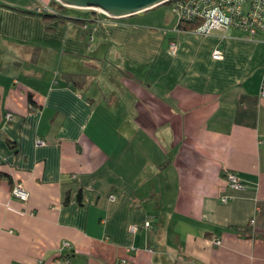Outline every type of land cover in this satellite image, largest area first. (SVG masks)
<instances>
[{"label": "crops", "instance_id": "1", "mask_svg": "<svg viewBox=\"0 0 264 264\" xmlns=\"http://www.w3.org/2000/svg\"><path fill=\"white\" fill-rule=\"evenodd\" d=\"M51 1L0 0V264H264L263 36Z\"/></svg>", "mask_w": 264, "mask_h": 264}, {"label": "built area", "instance_id": "2", "mask_svg": "<svg viewBox=\"0 0 264 264\" xmlns=\"http://www.w3.org/2000/svg\"><path fill=\"white\" fill-rule=\"evenodd\" d=\"M170 3L175 5L174 8L179 21L194 22L196 26L193 31L200 34H209L216 27L235 26L245 29L253 37L262 35L264 40V0H170ZM37 10L39 12H56L55 8L48 4L39 7ZM170 50L172 53L177 51L176 42H171ZM223 56L224 51L220 46L214 48L212 52L214 59L219 60ZM6 117L11 119L13 114L7 112ZM37 142L39 144L45 143L42 139H38ZM225 176L231 188H244V183L234 172L226 170ZM11 193L22 202H27L29 199V192L22 183H13ZM109 198L115 200L116 195L110 194ZM221 200L226 202L228 197L223 196ZM145 225L149 226L150 223L147 221ZM129 229L131 232H136L137 226L131 225ZM215 243H220V240H215ZM70 246L69 241H64L62 244L63 248H69ZM253 264L260 263L254 262Z\"/></svg>", "mask_w": 264, "mask_h": 264}, {"label": "water", "instance_id": "3", "mask_svg": "<svg viewBox=\"0 0 264 264\" xmlns=\"http://www.w3.org/2000/svg\"><path fill=\"white\" fill-rule=\"evenodd\" d=\"M63 6L92 9L109 18H121L148 11L170 0H56Z\"/></svg>", "mask_w": 264, "mask_h": 264}, {"label": "rangeland", "instance_id": "4", "mask_svg": "<svg viewBox=\"0 0 264 264\" xmlns=\"http://www.w3.org/2000/svg\"><path fill=\"white\" fill-rule=\"evenodd\" d=\"M174 6L175 5H173L172 3L161 4L145 13L147 15L146 17H143L144 15H140V17L135 18H137L136 20H143L144 23L171 28L173 25H177L179 22L178 15L175 12ZM61 11L64 14L77 17L82 14V12H84V9L67 6L61 9Z\"/></svg>", "mask_w": 264, "mask_h": 264}, {"label": "trees", "instance_id": "5", "mask_svg": "<svg viewBox=\"0 0 264 264\" xmlns=\"http://www.w3.org/2000/svg\"><path fill=\"white\" fill-rule=\"evenodd\" d=\"M50 6L54 7L56 12L52 13V12L44 11V12H46L45 13L46 15L58 16V17H68L67 15H64V13L61 12V9L65 8L67 6H63L60 2H58L56 0H52ZM86 10L89 11L90 13H92V12L96 13L97 12V11L92 10V9H86ZM78 21L85 24V21L83 19H78ZM195 26H196V24L194 22H190V21L181 20L178 22V28L182 29V30H193ZM86 32H89L88 28H86ZM66 201H68V198H66Z\"/></svg>", "mask_w": 264, "mask_h": 264}]
</instances>
